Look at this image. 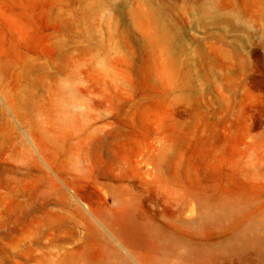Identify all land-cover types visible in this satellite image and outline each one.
<instances>
[{"label": "rangeland", "instance_id": "rangeland-1", "mask_svg": "<svg viewBox=\"0 0 264 264\" xmlns=\"http://www.w3.org/2000/svg\"><path fill=\"white\" fill-rule=\"evenodd\" d=\"M122 259L264 264V0H0V264Z\"/></svg>", "mask_w": 264, "mask_h": 264}, {"label": "bare ground", "instance_id": "bare-ground-1", "mask_svg": "<svg viewBox=\"0 0 264 264\" xmlns=\"http://www.w3.org/2000/svg\"><path fill=\"white\" fill-rule=\"evenodd\" d=\"M212 245H213V241H212ZM131 259H134V256L131 257ZM119 264H127V260L126 259H122Z\"/></svg>", "mask_w": 264, "mask_h": 264}]
</instances>
